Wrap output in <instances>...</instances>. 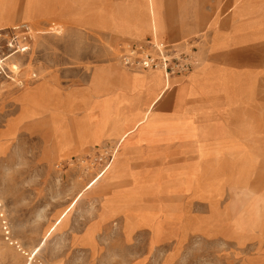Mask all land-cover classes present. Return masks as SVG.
I'll return each mask as SVG.
<instances>
[{"label": "rangeland", "instance_id": "374dc122", "mask_svg": "<svg viewBox=\"0 0 264 264\" xmlns=\"http://www.w3.org/2000/svg\"><path fill=\"white\" fill-rule=\"evenodd\" d=\"M22 4L9 28L32 27L30 51L13 56L9 77L0 78V264H264V0H189L181 3L186 16L172 20L178 27L162 34L161 42L193 49L195 60L204 53L230 75L227 87L215 86L217 112L208 120L219 136L207 146L234 143L242 158L212 156L186 177L179 161L159 163V177H142L150 163L120 157L119 143L83 144L91 116L42 107L60 104L50 90L86 92L100 66L149 72L126 68L120 54L153 43L152 34L126 40L56 20L29 23ZM216 41L224 42L215 48ZM109 113L97 122L123 116L116 107ZM62 124L72 127V141L68 129L65 139L57 132Z\"/></svg>", "mask_w": 264, "mask_h": 264}, {"label": "crops", "instance_id": "0c3cea01", "mask_svg": "<svg viewBox=\"0 0 264 264\" xmlns=\"http://www.w3.org/2000/svg\"><path fill=\"white\" fill-rule=\"evenodd\" d=\"M21 1V16L29 23L56 20L71 30L126 40L148 38L152 34L153 42L159 43L169 25L178 27L172 20L186 16L181 3L189 0H1L0 29L13 25ZM217 34L219 37L220 32ZM223 42L216 41L215 48ZM198 58L193 72L183 79L167 77L163 71L131 73L100 66L94 70L86 92L61 96L50 90L60 104L52 106L45 102L42 107L50 114L86 113L91 116L94 127H89L90 136L82 140L91 149L119 143L125 136L121 144L124 152L121 150L120 157L150 163V174L143 173L142 177H159V163L174 164L175 161L180 162L174 164L179 167L178 174L190 176L196 169L203 171L201 169L207 167L204 162L212 156L225 153L242 158L234 143L211 149L207 146L209 138L218 135V132H211L210 129L216 128L208 120L211 112H217L213 98L215 86L224 83L222 86L227 87L230 75L223 69L218 73L204 53L198 54ZM94 76L104 81L103 86L97 87ZM235 83L241 87L240 79ZM225 91L228 92L227 88ZM115 107L122 117L114 116L111 124L97 122L99 113H114ZM67 126L62 124L60 129L56 126V130L63 136L68 129L72 141V127ZM63 137L65 139L66 135ZM69 142L68 139L64 141L65 144ZM193 154L199 158L193 162L198 163V167L186 159ZM244 158L250 159L248 155Z\"/></svg>", "mask_w": 264, "mask_h": 264}, {"label": "built area", "instance_id": "2783aa9c", "mask_svg": "<svg viewBox=\"0 0 264 264\" xmlns=\"http://www.w3.org/2000/svg\"><path fill=\"white\" fill-rule=\"evenodd\" d=\"M32 27L21 23L9 29L0 30V78H8V62L13 56L30 51ZM191 49L189 53L179 52L175 45L153 42L149 45L130 44L122 48L121 63L128 69L142 71L163 70L168 76H185L196 67Z\"/></svg>", "mask_w": 264, "mask_h": 264}, {"label": "bare ground", "instance_id": "6f19581e", "mask_svg": "<svg viewBox=\"0 0 264 264\" xmlns=\"http://www.w3.org/2000/svg\"><path fill=\"white\" fill-rule=\"evenodd\" d=\"M1 1V0H0ZM5 4V3H4ZM1 5V4H0ZM5 6H6V4H5ZM18 6V5H17ZM28 6V5H27ZM1 7V6H0ZM4 7V6H3ZM5 9H6V7H5ZM154 9V8H153ZM3 12H4V10H3ZM12 12V11H11ZM1 14V13H0ZM23 16V15H22ZM1 18V17H0ZM153 18V17H152ZM2 19V18H1ZM8 20H9V18H8ZM158 21V20H157ZM158 23V22H157ZM9 24H10V22H9ZM4 29H7V28H4ZM4 29H0V30H4ZM11 70H12V72H14L15 74H16V72H18L19 71V66H18V64L16 63H14V64H12V66H11ZM155 71H163V70H155ZM164 72V71H163ZM165 73V72H164ZM166 74V73H165ZM167 75V74H166ZM167 77H170V76H168L167 75ZM171 78V77H170ZM44 89H45V84H42L41 86H39L38 87V89L35 91L36 93H38V95H41L43 92H44ZM147 118V117H146ZM149 120V119H148ZM137 127V126H136ZM130 132V131H129ZM124 138H125V136L124 137H122L121 139H120V141H119V147H121V144H122V142H123V140H124ZM118 147V148H119Z\"/></svg>", "mask_w": 264, "mask_h": 264}]
</instances>
